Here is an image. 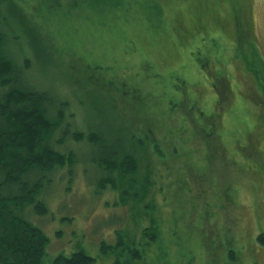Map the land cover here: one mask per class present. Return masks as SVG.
<instances>
[{"label": "trees", "instance_id": "1", "mask_svg": "<svg viewBox=\"0 0 264 264\" xmlns=\"http://www.w3.org/2000/svg\"><path fill=\"white\" fill-rule=\"evenodd\" d=\"M244 1L0 0V264H44L49 240L22 215L45 217L47 209L39 196L51 182L48 176L67 169L72 178L78 161L96 169L100 177L97 190L115 192V205L128 220L125 229L116 227L112 244L101 246V257L111 264H178L180 260L185 264V259L194 264L196 258L181 254L184 242L174 238V219L180 215L172 211L190 193V186L182 191L184 170L177 167L176 160L194 141L203 144L199 140L206 142L203 158L219 152L220 159L237 170L235 181L228 176L224 190L208 187L225 208L212 206L203 195L205 203L195 233L206 247L213 248L214 260L221 261L210 264H244L245 255L238 247L250 233L242 236L236 230L237 219H230L233 229L213 224L217 214L211 213L212 209L221 213L232 208L241 210L248 220L252 213L249 206L240 207L238 199L244 191L239 184L248 180L243 188L252 196L259 190L256 183H264V131L259 130L264 120V59L245 17ZM182 3L193 13L191 20L178 9ZM219 3L228 8L221 9ZM112 45L119 50L113 52ZM32 51L37 52L36 57L29 54ZM107 52L113 55L112 65L104 61ZM51 57L56 61L55 70L46 66L48 71L44 74L42 70L40 76L33 65L48 63ZM69 57H75V72L66 70V76L59 74L61 79L56 80L55 73L64 69ZM180 58L184 66L176 68ZM76 60L80 65L89 61L95 65L86 63V82L96 77L105 88V100L115 116L104 122L111 129L110 138L98 123L90 126L84 122L85 133L72 130L74 113L83 104L78 93L88 87L86 82L79 88L72 86L70 78L79 70ZM174 70L191 77L184 79ZM165 71L173 82L167 115L161 116L155 109L150 115L137 111L136 100L146 106L140 96L142 86L161 84ZM108 74L112 76L108 78ZM62 78L70 89L60 86L65 84ZM132 78L137 79V89L128 84ZM128 98L131 101L126 103ZM252 122L255 130L250 129ZM158 126L162 127L159 140L163 143L152 133ZM197 133L202 138L195 137ZM227 133L232 138L229 144ZM72 143H86L95 156L87 161L72 151L54 149ZM209 143L215 146L212 153ZM234 149H240V154ZM238 162L248 166L237 168ZM170 177L174 178L171 182L167 181ZM262 228L257 236L260 245H264ZM172 248L177 249L175 254ZM50 264H95V259L77 251L59 255Z\"/></svg>", "mask_w": 264, "mask_h": 264}, {"label": "rangeland", "instance_id": "2", "mask_svg": "<svg viewBox=\"0 0 264 264\" xmlns=\"http://www.w3.org/2000/svg\"><path fill=\"white\" fill-rule=\"evenodd\" d=\"M244 3L248 9V11H246L245 17L250 21L249 25L253 31V39H255L259 52L264 59V0H245ZM219 5L223 10L228 8L226 4L219 3ZM28 8L31 10L32 5H28ZM178 9L183 10V13L185 14H189L187 16L188 20L193 18V13L190 12L187 4H180V8ZM173 12L174 11H172V13ZM203 19L205 20L207 17ZM26 49L29 50L30 48L28 47ZM112 49L113 52L115 49L117 51L119 50L116 45H112ZM15 50L16 49H11V51ZM36 53V51L29 52V54H32L33 57L37 56ZM41 56L44 55H39L37 60H40ZM112 56L113 55L111 52L106 53V58L104 61L108 60L109 65H112ZM114 58L116 59V56H114ZM74 59L69 57V59L66 60V66H64V69L60 68V73L58 71L55 73L56 80H60L61 78L59 79V74L61 77H63V74L66 72V70L75 72L74 63H72L74 62ZM48 60V63H45V61L42 63L35 62V65H33V68L40 76H42V70H44V74H46L48 71V69H44L46 66H49V68L53 67L55 70V59L51 57L48 58ZM59 62L60 60L58 63ZM177 62L176 68H181L184 66L181 58L180 61ZM86 63L91 66H95L91 61ZM86 63H82L80 65L78 62L79 70L78 72L73 73L71 76L72 78H70L73 80L72 86L74 84L75 87L79 88L81 87L82 82H86V80H88V75L84 71ZM192 69L198 70L195 65L192 66ZM180 72L174 70V74L180 75ZM88 73L90 74L89 70ZM165 73L166 75L163 76L164 78L161 80V84L156 86H149L145 84L142 86V89L140 90V96L142 97V101L146 104V106L148 105L150 108L141 106L140 102L136 100L135 109L137 111L144 112L146 114L148 113V115H150L152 114L150 110L154 111L155 109L157 110V114L161 116H165V114L167 115L166 105L169 101V90L171 89L173 82L170 79V74L167 73V71H165ZM64 75L66 76V73ZM108 75V78L112 76V74ZM181 75L184 79L191 77L188 72H186V74L182 73ZM65 78H62L65 84L60 83V86L63 85V89H70V86L67 87L68 81ZM142 79L143 77H140V80ZM136 80L137 79L135 78L129 79L130 82L128 81V84L137 89ZM103 81L105 83L107 79L106 81L103 79ZM86 84H88V87L82 91L77 90V88H72V90L80 91V93H78L80 96L79 98L83 101V104L80 105L79 108L76 109L77 112L74 113L75 122L72 123V125L74 124L72 130L76 128L75 130L85 133L86 131L83 130V128H86L84 122L86 125L90 126L93 124L96 125V123H98L99 126H102L101 132L106 138H110L111 129L107 128L104 122H106L108 116L114 115L111 114L112 111L109 109L110 102L105 100L107 97L105 88L101 80L96 77L87 81ZM165 92L167 95L164 94ZM160 94H163V96ZM102 95L104 96V99H102ZM159 98L160 100H158ZM125 100H127L126 103L131 101L129 98L124 99V101ZM261 111L264 117L263 105L261 106ZM140 112H138V114H140ZM143 116L144 115L140 116L139 118L141 121L143 118H145ZM167 123V126H170L169 121ZM150 125L155 126V123H150ZM254 125L256 126V124L252 122L250 125L251 130H255ZM230 126L231 124L227 125L228 132L232 130V127ZM161 130L162 127L160 126L152 130L154 137L157 138L158 141H160L159 139L161 138ZM259 130L262 132L264 131V120L263 127H261ZM195 137H201V135L197 133ZM112 140L111 144H113ZM225 140L228 144L229 142H232V138L228 135V133ZM199 141L203 144L194 141L193 144H190L186 147L185 153L181 155L180 159L176 160L177 167H182L181 169L184 170L183 181L185 185L184 188H182V191H186V186H190V193L186 194L187 199L186 201H183L185 203L182 204V206L176 205L173 208L172 212L174 213L175 211L180 215V219H174L177 221L175 223L176 228L174 229V238L184 242L181 248V254H183L186 258H190L192 256L196 258L194 264H201L203 262L210 264V261L216 263L221 261L217 258L214 260L213 255L215 254V251L213 248L206 247L200 237L195 233L198 224L197 220H200V209L205 203L202 199V196L205 195L204 197H207L208 200H211L210 204L212 203V206H219L220 204V206L225 208V203L222 204L221 200L216 201L217 199L212 197V191H210L208 187L211 188V186H215L218 189L220 188V190H224L226 185L225 181L229 180V177L235 181V171L237 169H235L233 165L230 168L229 163L221 160L219 152L212 154L211 156L213 158L211 156L209 159L203 158V153H206V151H203L205 149L206 142L201 140ZM86 145V143H81L80 145L72 143L70 145L65 144V146L62 148L54 149L62 153L66 150L72 151L76 156H78V158H84V160L89 161L95 155L94 150L92 151L90 147H87L89 145ZM238 145L239 148L247 151L248 147H245L242 142H238ZM175 146L178 147L176 144ZM207 147H209L211 153L215 148L213 143H209ZM161 149L163 153H166L164 146H161ZM234 153L239 155L240 149H234ZM193 156H195L197 159ZM231 157L234 159L233 154H231ZM152 158L154 159L153 154ZM198 166L200 167V170ZM239 166L245 168L248 166V164L244 162H238L237 168ZM68 172L69 170L65 169L57 172L54 177L48 176L51 182L44 186L42 189L43 191L39 196L40 200L45 204L47 209V214L45 217L34 216L29 218L28 215L27 218L26 213L25 215L24 213L22 215L24 219L28 220L32 225L39 228L49 240V245L46 249V257L44 258V264H50L59 255L69 256L77 251H84L87 255L94 258L95 264H111L107 259L101 257L100 248L102 245H104V243L112 244L114 242V233L117 231V226V228L125 229L128 225L127 217L123 213L124 210L115 205L118 202L115 192L110 190H97V182L100 181V177L94 167H91L88 164H82L80 161H78V165H76L73 170L72 178H70ZM172 180H174V178L170 177L167 181L171 182ZM239 185L242 187L241 191H244V193H240V197L238 199L240 207L244 205L246 207L249 206L247 208H249L248 210L252 213V216L247 220L244 219L245 216L243 212L240 213L241 210L237 211L232 208H228L220 213L216 212L215 209H212L211 213L217 214L216 219L213 220L212 223L214 224L217 222L219 224L222 223V226H229L230 219H237L238 221L236 220V230L243 233L242 236H245L246 232L250 233L249 236L246 235V237L243 238L246 239L244 242H242L243 246L241 245L238 247L243 255H245L244 264H264V245H260L257 242V236L259 235L258 233H260V230L263 229L262 225L264 226V183H256V186L259 188V190L256 194H252L253 197L249 195L245 188H243L244 186L249 185L248 180H244ZM195 198L197 199V203H191L193 199L195 200ZM164 205L166 206L167 203H164ZM250 206H252V209ZM167 210L168 214H170L171 209L168 208ZM244 212L246 213V211ZM164 214H166V207L164 208ZM259 218L260 220H258ZM204 228L205 231L208 230L206 223L204 224ZM229 228L233 229L232 226H229ZM213 229L215 230L216 228ZM253 246L254 250L251 248ZM176 252L177 249L174 248L172 253L175 254ZM187 262V259H185V264H187ZM178 264L184 263H181L180 260Z\"/></svg>", "mask_w": 264, "mask_h": 264}]
</instances>
